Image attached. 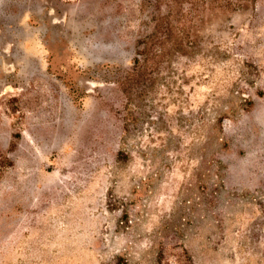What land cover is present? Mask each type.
Returning <instances> with one entry per match:
<instances>
[{"label":"rangeland","instance_id":"obj_1","mask_svg":"<svg viewBox=\"0 0 264 264\" xmlns=\"http://www.w3.org/2000/svg\"><path fill=\"white\" fill-rule=\"evenodd\" d=\"M0 264H264V0H0Z\"/></svg>","mask_w":264,"mask_h":264}]
</instances>
